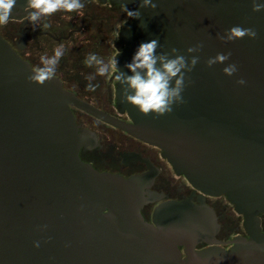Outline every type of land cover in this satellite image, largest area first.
Returning <instances> with one entry per match:
<instances>
[{"label": "water", "instance_id": "water-1", "mask_svg": "<svg viewBox=\"0 0 264 264\" xmlns=\"http://www.w3.org/2000/svg\"><path fill=\"white\" fill-rule=\"evenodd\" d=\"M110 1L141 12L119 31L121 71L131 75L125 65L153 39L158 54L176 48L199 56L185 76V102L160 117L144 115L124 101L117 81V109L130 121L111 117L54 77L30 83L34 69L0 34V264H264V9L254 12L253 0H153L155 9L139 8L140 0ZM25 6L17 0L11 17ZM237 25L256 37L217 38ZM198 43L203 48L188 54ZM229 52L225 63L207 66ZM228 64L237 66L232 76L222 71ZM71 104L160 148L202 193L225 195L243 215L247 236L228 248L211 241L196 249L215 214L183 202L159 205L153 222L145 221L140 209L150 178L99 172L82 161L81 147L95 136L79 132Z\"/></svg>", "mask_w": 264, "mask_h": 264}, {"label": "flooded vegetation", "instance_id": "flooded-vegetation-1", "mask_svg": "<svg viewBox=\"0 0 264 264\" xmlns=\"http://www.w3.org/2000/svg\"><path fill=\"white\" fill-rule=\"evenodd\" d=\"M83 2L85 7L78 12L58 11L37 24L24 18L28 14L24 9L19 10L17 18L0 26V34L33 69L42 66V56H52L55 49L62 46L64 55L59 61L54 78L84 103L111 117L129 122L127 114L120 113L117 109V80L114 74L99 76L95 67H89L85 63L87 56L92 53L105 62L117 55L119 31L129 17L122 5L110 0ZM45 24L48 27H44ZM90 77L94 79L90 80ZM88 83L97 85L96 90L88 91ZM70 108L79 132H91L95 136L93 145L81 147L79 156L82 161L91 164L99 172L118 174L124 178L133 175L150 178L144 182L148 201L140 209L145 221L153 222L159 205L183 202L209 207L215 214L214 223L210 224L209 232L196 243V249L208 247L211 241H217L219 246L228 248L230 241L236 236H247L243 215L235 211L234 205L225 195L202 193L184 175L174 171L157 146L74 104ZM260 217L264 231V214ZM179 248L184 257V246Z\"/></svg>", "mask_w": 264, "mask_h": 264}, {"label": "clouds", "instance_id": "clouds-1", "mask_svg": "<svg viewBox=\"0 0 264 264\" xmlns=\"http://www.w3.org/2000/svg\"><path fill=\"white\" fill-rule=\"evenodd\" d=\"M17 0H0V26L7 25L11 17L12 10L16 7ZM85 7L83 0H26L24 11L28 14L24 16L32 24H37L43 18L51 16L58 11L68 13L78 12ZM157 7L153 0H140L139 8ZM122 9L129 18L140 19L139 9L130 10L127 3L122 4ZM264 9V4L256 3L253 0L254 12ZM44 27H48L47 24ZM256 31L252 28H242L233 26L228 29L224 35L217 34V38L227 43L244 37L255 38ZM161 47L158 39L150 42L141 43L132 57L130 63L125 67L130 70L131 75L121 71L118 68V61L115 55L108 62L96 54H89L85 63L89 67H95L96 74L99 76L113 75L115 79L123 86V97L126 103L135 106L140 113L144 115L155 114L156 117L171 113L173 105L183 104L182 93L185 88L186 73H190L197 63L199 56H186L180 54L176 48L171 49V53H157ZM203 48L202 43L187 48V53H198ZM64 55L63 47H57L52 56H42L40 58L41 67L31 70L32 74L28 76L30 83L44 85L53 79L56 75L57 66ZM231 53H217L215 57H210L206 63L208 67L220 63L223 64L229 60ZM223 73L232 76L237 71L235 64H228L223 68ZM94 79V77L89 78ZM236 83L243 85L245 81L239 79ZM97 85L88 83V91H95ZM39 247L37 241L34 245Z\"/></svg>", "mask_w": 264, "mask_h": 264}]
</instances>
